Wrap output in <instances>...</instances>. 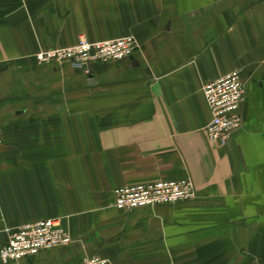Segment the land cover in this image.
Segmentation results:
<instances>
[{"label": "crops", "instance_id": "obj_1", "mask_svg": "<svg viewBox=\"0 0 264 264\" xmlns=\"http://www.w3.org/2000/svg\"><path fill=\"white\" fill-rule=\"evenodd\" d=\"M132 35L87 71L39 49ZM0 246L55 218L72 242L0 264H264V0H0ZM239 69L242 126L210 143L202 87ZM192 180L118 210L117 186Z\"/></svg>", "mask_w": 264, "mask_h": 264}, {"label": "built area", "instance_id": "obj_2", "mask_svg": "<svg viewBox=\"0 0 264 264\" xmlns=\"http://www.w3.org/2000/svg\"><path fill=\"white\" fill-rule=\"evenodd\" d=\"M137 47L134 36L124 35L114 39L90 41L84 36L70 45L39 49L35 59L41 64L67 63L73 68L87 71L93 61H112L126 58ZM2 60L0 59V64ZM244 84L239 69H232L202 87L210 119L204 127L208 141L216 146H226L234 132L242 126L238 108L244 95ZM3 140L0 125V143ZM195 196L192 180L156 179L130 183L113 189V206L118 210H132L160 203H174L191 200ZM72 238L57 219L46 218L26 222L8 230V237L0 246V261H20L30 259L42 250L69 245ZM105 257L87 255L76 264H108Z\"/></svg>", "mask_w": 264, "mask_h": 264}]
</instances>
